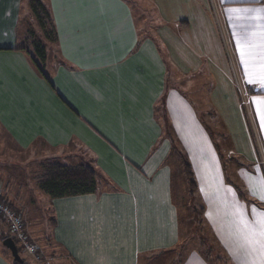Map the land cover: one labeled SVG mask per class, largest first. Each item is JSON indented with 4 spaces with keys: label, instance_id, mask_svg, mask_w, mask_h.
Wrapping results in <instances>:
<instances>
[{
    "label": "crops",
    "instance_id": "1",
    "mask_svg": "<svg viewBox=\"0 0 264 264\" xmlns=\"http://www.w3.org/2000/svg\"><path fill=\"white\" fill-rule=\"evenodd\" d=\"M42 1L56 31L47 46V79L16 41L25 0H0V128L22 151L41 143L50 159L90 160L100 181L115 185L99 181L97 192L45 195L39 221L50 225L42 231L47 245L59 247L71 264H147L174 252L182 227L175 183L185 178L163 130L169 125L212 194L218 239L233 257L263 255L264 248L242 238L235 190L224 191L219 157L186 88L193 77L211 82V118L233 139L234 152L253 164L255 174L244 172L247 187H260L264 125L253 98H264V88L247 83L245 71L253 79L264 74V0H147L153 18L142 26L132 0ZM242 9L260 11H235ZM244 36L246 63L237 48ZM206 176L217 182L204 185ZM0 191L8 199V190ZM15 206L25 213L23 204ZM2 250L0 264H10ZM181 264L210 263L190 250Z\"/></svg>",
    "mask_w": 264,
    "mask_h": 264
},
{
    "label": "rangeland",
    "instance_id": "2",
    "mask_svg": "<svg viewBox=\"0 0 264 264\" xmlns=\"http://www.w3.org/2000/svg\"><path fill=\"white\" fill-rule=\"evenodd\" d=\"M132 1L135 2V11L139 14V25L142 26L144 23H148V19L153 18V16L148 17V15H150V9L148 11L150 4L147 3L148 1ZM31 2L32 0H25V3L21 7L19 22L15 29V33L17 44L25 46L30 51H33V38L27 37L30 36V31L38 32L39 25L32 15ZM134 4H132V6H134ZM193 78L194 79H191V84L188 85L189 87L186 88L187 97L196 108L201 119L205 125L208 126L209 132L211 133L210 141L212 142V149L216 152L217 158L219 157V159H217L220 169L218 178L221 179L222 186L226 187L224 191L227 192L230 187H233L235 190V195L238 199V201L236 200L238 202V207L234 209L235 214L237 215L238 208H243L245 213L244 219L248 216L249 219L252 220L256 214L263 217L264 201H262L260 197L262 195V187L264 188V179L263 184L260 185V187L262 186L261 188L257 186V183L253 184V189L247 187L248 185L244 172L255 174L253 164L246 158L247 156L245 154H236L234 152L233 139H230L229 136L226 137L224 134L222 135L217 120L211 119V115H209V109L211 107L206 99V94L210 92L211 82L206 79L201 81L199 78ZM197 87L198 89H195ZM156 111L157 114L160 115V108ZM164 130H167L168 133L171 134L173 139L172 145L179 151L178 155H182L190 164L193 179L196 183L192 192H189L186 179H184V183L181 186L179 184L176 186L175 183L177 202L181 204L183 209L180 212V217L182 218V235L184 234L183 241L188 243L191 248L188 252L190 250H196L204 255L207 254V257L213 264L217 263L214 261L215 258L220 260L219 264H248L246 261L252 257L259 258L261 264H264V254L251 257H233L227 251L223 242L218 239L214 224V199L212 194L205 190L200 179H198L192 165L193 161L189 159V151L185 149L181 141L176 138L169 125L167 128H164ZM249 140L253 145V151L256 153L260 152L261 148L256 145V139ZM50 152L49 148L41 143L35 144L29 150L22 151L11 142V139H8L6 133L0 128V188L1 190H8V199L1 193L0 195L10 202H15L17 206L21 207L23 204L25 210L23 214L25 217L21 214V219L24 218L25 222L30 224L27 231L25 229L26 226H23V232L27 243L34 246L33 252L22 249L24 247H20L17 243L21 250L19 254L23 258L25 264H71V261L59 247L53 244L47 245L45 239L46 233L43 234L42 231L43 229H45V232L49 231L50 225L48 221L45 223H40L39 221L43 220L41 218V213L45 210L44 206H47V197L37 188L35 174L41 162L50 160V158L46 157V154ZM260 157L261 156H259V158ZM205 168V172H207L209 166ZM261 173L264 177V163L261 165ZM106 180L101 179V181H99L103 182V185L105 183L108 187H115L113 184L109 185L111 182ZM208 182L210 184H215L217 180H210L208 176H206L204 185ZM253 206H255V210H253ZM40 247H45L46 251L44 252ZM244 247L245 246H242V249ZM2 248L7 249L0 243V249ZM255 252L258 253L260 251L255 250ZM175 254V252L164 253L163 255L156 256L147 264H172L173 261L168 263L167 259L172 258ZM51 255L55 257L51 258Z\"/></svg>",
    "mask_w": 264,
    "mask_h": 264
},
{
    "label": "trees",
    "instance_id": "3",
    "mask_svg": "<svg viewBox=\"0 0 264 264\" xmlns=\"http://www.w3.org/2000/svg\"><path fill=\"white\" fill-rule=\"evenodd\" d=\"M31 9H32V15L36 19L39 27H38V32L30 31V36L27 37V38L29 37L33 38L32 39L33 48H34L33 51H30L26 47H24V49L29 55V58L33 63V65L46 78L44 73V65L47 59L48 47L56 40L55 26L52 21L49 9L42 0H34V1L32 0ZM212 114L213 113L209 112V115L212 116ZM211 119L214 120L213 117ZM205 127L209 131L208 126L205 125ZM164 132H166L167 136L170 137L171 148L177 154L178 158L181 161V167L184 178L188 182L189 192H192L196 183L195 180L193 179V173L190 164L186 161V159L182 155L180 156L178 155L179 151L176 150L172 145L173 139L171 134L168 133L167 130L166 131L164 130ZM35 180L39 191L45 194L48 198L52 199L63 196L97 192L99 190L98 183L100 177L97 169L94 167V165L91 163L90 160L89 162L87 161L62 162L56 159H50L41 162L39 164V169L35 174ZM0 200L5 201L19 215H21V210L18 209L13 202L8 201L2 195H0ZM178 207L179 210H183L180 203ZM49 219L50 222H53V219L51 217ZM180 219L182 218L180 217ZM22 222L24 226V221ZM0 234H1L0 240H2L7 236H10L9 225L1 213H0ZM12 238L17 246L18 252H20L21 250L19 245L17 244L16 239L14 237ZM183 239H184V234L182 235V230H181V235L179 237L178 244L175 245V247L171 250L176 253L175 256H173L170 260V262L173 261L172 264H181L185 258V255L188 253V250L191 249L189 247L190 245L188 243H185ZM7 250L8 249H4L1 252L3 256L9 260L10 264H25V262L18 263L14 261L10 254V251ZM199 254L210 264H213L211 260H209V258L207 257V254L204 255L200 252ZM214 261L217 262L216 264L220 263V260H218L217 258H215Z\"/></svg>",
    "mask_w": 264,
    "mask_h": 264
},
{
    "label": "snow or ice",
    "instance_id": "4",
    "mask_svg": "<svg viewBox=\"0 0 264 264\" xmlns=\"http://www.w3.org/2000/svg\"><path fill=\"white\" fill-rule=\"evenodd\" d=\"M235 11H244V12H257L259 9H242ZM235 35V33H234ZM244 43L241 40H237V48L240 51L241 62L246 63L244 60L245 56V46L247 42V37H243ZM245 75L248 77L247 83L249 84H259L261 88H264V74H261L259 79H253L251 75L245 71ZM253 103L257 106V113L260 117L262 125H264V98L254 97ZM262 201H264V195L260 197ZM253 210H255V206H253ZM237 216L243 226V236L245 244H247L250 248H255L256 245H260L261 248H264V222L257 221H246L244 219L245 213L243 208L237 209Z\"/></svg>",
    "mask_w": 264,
    "mask_h": 264
},
{
    "label": "built area",
    "instance_id": "5",
    "mask_svg": "<svg viewBox=\"0 0 264 264\" xmlns=\"http://www.w3.org/2000/svg\"><path fill=\"white\" fill-rule=\"evenodd\" d=\"M0 213L4 216L9 225L10 236L16 239L20 247H24L22 249L33 252L34 246L30 245L26 241L21 216L3 200H0Z\"/></svg>",
    "mask_w": 264,
    "mask_h": 264
},
{
    "label": "water",
    "instance_id": "6",
    "mask_svg": "<svg viewBox=\"0 0 264 264\" xmlns=\"http://www.w3.org/2000/svg\"><path fill=\"white\" fill-rule=\"evenodd\" d=\"M2 244L10 251L14 261L18 263H24L23 258L20 256L17 246L11 236L3 238Z\"/></svg>",
    "mask_w": 264,
    "mask_h": 264
}]
</instances>
